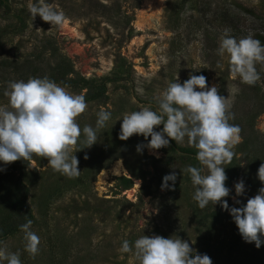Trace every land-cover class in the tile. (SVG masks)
Masks as SVG:
<instances>
[{
    "label": "rangeland",
    "instance_id": "1",
    "mask_svg": "<svg viewBox=\"0 0 264 264\" xmlns=\"http://www.w3.org/2000/svg\"><path fill=\"white\" fill-rule=\"evenodd\" d=\"M29 3L38 0H0V107L9 106L4 93L10 82L32 78L25 61L51 39L79 75L106 83L103 95L85 98L87 109L77 117L81 131L85 125L96 129L101 109L111 112V118L97 130V143L85 148L82 133L74 146L78 177L62 175L48 166L46 158L33 156L23 180L30 189V230L40 238L39 252L33 258L25 251L21 229L0 238V247L19 253L21 264H139L135 241L159 235L187 241L193 258L207 254L213 264H264V236L259 248L246 242L230 212L256 196L237 195L235 189L242 181L244 159L238 146L242 138L233 148L231 163L223 165L230 175L228 210L211 202L201 209L194 200L196 186L183 169L194 166L185 155L196 156L198 150L187 137L177 144L165 136L169 145L158 150L147 146L150 136L119 138L125 113L143 107L158 111L168 84H183L190 74L205 76L209 88L216 86L218 94L228 98L234 125L243 126L249 110L259 111L254 127L264 134V64H256L261 79L255 96L252 87L231 78L228 54H218L225 29L237 40L258 33L264 44V0H45L63 11V26H52L39 15L34 19ZM44 57L53 60L49 49ZM6 60L16 61V68L7 66ZM58 85L70 94L83 95L87 90ZM162 130L163 124L154 128ZM118 160L124 170L113 174L111 168ZM14 164L0 161V220L11 211L12 188L19 174ZM173 172L174 185L168 181L169 187L162 189L163 178ZM121 176L132 177V186L125 188ZM144 183H149L150 194L141 190ZM217 209L216 219L211 213ZM125 240L133 252L119 251Z\"/></svg>",
    "mask_w": 264,
    "mask_h": 264
},
{
    "label": "clouds",
    "instance_id": "2",
    "mask_svg": "<svg viewBox=\"0 0 264 264\" xmlns=\"http://www.w3.org/2000/svg\"><path fill=\"white\" fill-rule=\"evenodd\" d=\"M28 11L35 19L39 15L52 26H63V11L38 0L29 3ZM228 54L230 76L239 78L241 83L255 85L261 77L256 64H264V44L252 35L237 40L225 29L221 36L218 54ZM10 90L5 91L9 98L8 107H0V161L9 164L23 159L31 161L33 156L46 158L48 166L69 178L80 175L79 160L72 155L74 146L83 133L85 148L97 143V130L106 126L111 112L101 109L97 113L96 129L85 125L81 131L77 117L87 109L85 97L70 94L49 78H29L27 82H10ZM197 88L200 91H197ZM139 90V89H138ZM228 98L218 94V88L207 86L203 75L190 74L183 84L169 83L158 100V111L143 107L139 111L125 113L122 118L119 138L128 140L134 134L151 137L148 147L158 150L169 145L170 140L177 144L188 138L189 145L198 151L196 159L203 168L188 166L183 169L191 176L196 186L194 200L203 209L210 202L221 203L225 210L229 205L223 198L229 196L230 189L225 186L228 179L224 164L234 158L233 148L240 142L241 129L230 124ZM163 124L162 131H154ZM141 150V146L137 147ZM88 157L85 156V159ZM206 170V171H205ZM258 178L264 182V163L258 169ZM177 179L175 172L163 178L162 189L169 187L168 181ZM237 195L243 194V181L235 184ZM239 203V201H237ZM243 239L256 247L261 246L264 236V187L258 194L248 199L246 206L230 210ZM33 221L21 225L24 233L25 251L33 258L39 252L40 238L31 231ZM119 251L133 252L125 240ZM189 243L180 238H165L154 235L142 236L134 243V256L139 264H213L207 254H195ZM0 260L7 264H21L19 253H8L0 247Z\"/></svg>",
    "mask_w": 264,
    "mask_h": 264
},
{
    "label": "trees",
    "instance_id": "3",
    "mask_svg": "<svg viewBox=\"0 0 264 264\" xmlns=\"http://www.w3.org/2000/svg\"><path fill=\"white\" fill-rule=\"evenodd\" d=\"M255 39L259 38V34H254ZM261 37V36H260ZM262 43V41H261ZM263 44V43H262ZM42 49L36 51L31 58H27L25 61L26 68L30 69V75L32 78H44L47 77L51 81H54L57 84L68 86L76 89L86 88V92L83 94L85 98H96L99 95H103L105 92L106 83L104 81L100 82L95 77H85L79 75L76 69L73 66L71 59L61 53L58 49V46L51 39H46L41 45ZM49 49V56L53 60H46L44 57V52ZM7 66H13L16 61H4ZM1 65H4L1 63ZM16 68V67H15ZM25 77V78H23ZM19 78L16 82L24 81L27 82L28 77L23 76ZM96 80L98 82H96ZM252 87V91L255 92V96L260 91V86L249 85ZM247 93L246 90H243V95ZM241 94L239 95V97ZM251 99L250 103L254 100ZM259 99V97H258ZM259 111H248L246 116L247 122L242 123L243 126H240L241 132V142L239 143V151L243 154L244 166L242 169L241 179L244 182L245 190L244 193L247 196H254L258 194V190L261 187H264V182H261L258 178V169L261 163H264V134L259 133L255 127L254 122L258 115ZM229 123L231 120L229 119ZM238 125V123L236 122ZM248 128V129H247ZM170 139V138H169ZM171 140V139H170ZM171 142H173L171 140ZM172 148H175L171 144ZM183 151L182 148H180ZM187 158L193 160L194 166L201 168L199 161L196 159V156L191 154L185 155ZM29 166V161H24L23 159L15 161L14 168L18 171L17 178L14 182L11 195V211L5 213V215L0 220V238L7 235H13L21 229V225L25 224L32 217V210L28 203L29 196V187L23 180V173L26 168ZM230 177V175L228 176ZM123 186L125 188L131 187L133 184L132 177L121 176ZM229 180H226L225 186H228ZM150 185L149 183H144L141 186V190L150 194ZM226 200V197L223 198ZM242 207L244 205H241ZM219 215V209L211 213V216L217 219Z\"/></svg>",
    "mask_w": 264,
    "mask_h": 264
},
{
    "label": "bare ground",
    "instance_id": "4",
    "mask_svg": "<svg viewBox=\"0 0 264 264\" xmlns=\"http://www.w3.org/2000/svg\"><path fill=\"white\" fill-rule=\"evenodd\" d=\"M124 170L123 164L120 163V161H116L113 167L111 168V171L113 174H120ZM107 172H103L104 175H106Z\"/></svg>",
    "mask_w": 264,
    "mask_h": 264
}]
</instances>
